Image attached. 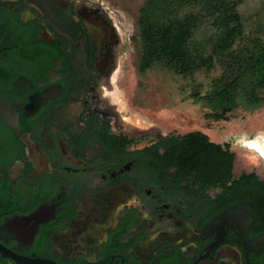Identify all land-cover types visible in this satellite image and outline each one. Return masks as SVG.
<instances>
[{"label": "flooded vegetation", "instance_id": "af4514ba", "mask_svg": "<svg viewBox=\"0 0 264 264\" xmlns=\"http://www.w3.org/2000/svg\"><path fill=\"white\" fill-rule=\"evenodd\" d=\"M133 36L105 0H0V264H264V137L144 106Z\"/></svg>", "mask_w": 264, "mask_h": 264}, {"label": "trees", "instance_id": "16d2710c", "mask_svg": "<svg viewBox=\"0 0 264 264\" xmlns=\"http://www.w3.org/2000/svg\"><path fill=\"white\" fill-rule=\"evenodd\" d=\"M137 24L141 71L159 65L184 78L219 71L190 95L214 121L238 107H264V0H144Z\"/></svg>", "mask_w": 264, "mask_h": 264}, {"label": "rangeland", "instance_id": "374dc122", "mask_svg": "<svg viewBox=\"0 0 264 264\" xmlns=\"http://www.w3.org/2000/svg\"><path fill=\"white\" fill-rule=\"evenodd\" d=\"M114 9L122 12L124 18L129 22L134 30L133 38L138 40V10L144 0H105ZM135 43V42H134ZM139 43V41H138ZM133 56L138 54V46L133 44ZM140 48V47H139ZM219 71H200L192 78H184L172 74L159 65L146 69L136 77L133 84H137V100H141L144 106L153 109H174L181 110L187 114H196L197 122H203L210 116L211 110L203 102H197L191 95V90L198 87L205 90L210 79L217 77ZM128 78V75L127 77ZM196 86V87H195ZM226 121H219L212 126V134L217 140H222L226 136H233L236 139H248L252 136L260 135L264 137V107L246 109L238 107L230 114H227ZM221 138V139H220ZM259 140V139H258ZM264 141V139H261Z\"/></svg>", "mask_w": 264, "mask_h": 264}]
</instances>
